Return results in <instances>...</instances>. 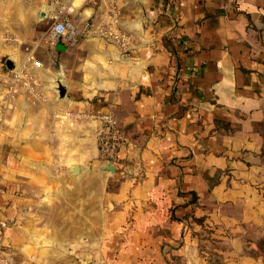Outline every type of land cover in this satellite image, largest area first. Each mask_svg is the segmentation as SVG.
<instances>
[{
    "label": "crops",
    "instance_id": "0c3cea01",
    "mask_svg": "<svg viewBox=\"0 0 264 264\" xmlns=\"http://www.w3.org/2000/svg\"><path fill=\"white\" fill-rule=\"evenodd\" d=\"M0 223V264H264V0H0Z\"/></svg>",
    "mask_w": 264,
    "mask_h": 264
},
{
    "label": "built area",
    "instance_id": "2783aa9c",
    "mask_svg": "<svg viewBox=\"0 0 264 264\" xmlns=\"http://www.w3.org/2000/svg\"><path fill=\"white\" fill-rule=\"evenodd\" d=\"M62 0H53L55 4H60ZM58 12L51 17V25L49 29V35L52 41H63L66 45L74 46L85 35L84 30L76 27L67 17L62 15V8L58 6ZM35 66L39 65V62H34ZM14 80H18V76H13ZM100 121L105 125V131L99 136V153L102 160L113 163L115 159L116 150L119 144V138L117 130L114 127L113 118L111 115H100L98 117ZM6 227V223H0V236L2 231ZM1 250V244H0Z\"/></svg>",
    "mask_w": 264,
    "mask_h": 264
},
{
    "label": "water",
    "instance_id": "95a60500",
    "mask_svg": "<svg viewBox=\"0 0 264 264\" xmlns=\"http://www.w3.org/2000/svg\"><path fill=\"white\" fill-rule=\"evenodd\" d=\"M56 91H57L59 96L63 95L64 90H63V87H62L60 81H56ZM107 166L108 167L110 166L109 162H107ZM106 171L109 172L108 168L106 169Z\"/></svg>",
    "mask_w": 264,
    "mask_h": 264
},
{
    "label": "rangeland",
    "instance_id": "374dc122",
    "mask_svg": "<svg viewBox=\"0 0 264 264\" xmlns=\"http://www.w3.org/2000/svg\"><path fill=\"white\" fill-rule=\"evenodd\" d=\"M264 238H262V239H260L258 242H257V245L256 246H258V244H259V242L261 241V240H263ZM263 247V249H259V246H258V249H259V252L263 255V257H264V245L262 246Z\"/></svg>",
    "mask_w": 264,
    "mask_h": 264
},
{
    "label": "trees",
    "instance_id": "16d2710c",
    "mask_svg": "<svg viewBox=\"0 0 264 264\" xmlns=\"http://www.w3.org/2000/svg\"><path fill=\"white\" fill-rule=\"evenodd\" d=\"M263 245H264V239L259 242V244H258L259 249H263V247H262Z\"/></svg>",
    "mask_w": 264,
    "mask_h": 264
}]
</instances>
